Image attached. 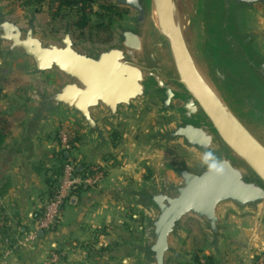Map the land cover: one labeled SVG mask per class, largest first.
Instances as JSON below:
<instances>
[{
	"label": "water",
	"instance_id": "95a60500",
	"mask_svg": "<svg viewBox=\"0 0 264 264\" xmlns=\"http://www.w3.org/2000/svg\"><path fill=\"white\" fill-rule=\"evenodd\" d=\"M109 1L127 13L99 43L76 37L69 17L48 36L34 4L23 22L0 5L3 66L18 57L39 83L14 153L34 159L43 128L57 117L83 129L92 154L107 151L106 126L156 103L166 122L144 141L180 148L187 158L166 165V179L151 174L122 189L142 217V236L126 240L124 254L139 264L186 262L178 246L193 219L220 261L226 215L264 216V47L249 24L264 0Z\"/></svg>",
	"mask_w": 264,
	"mask_h": 264
},
{
	"label": "crops",
	"instance_id": "0c3cea01",
	"mask_svg": "<svg viewBox=\"0 0 264 264\" xmlns=\"http://www.w3.org/2000/svg\"><path fill=\"white\" fill-rule=\"evenodd\" d=\"M16 66L19 67V64L14 59L12 67L5 68L0 53V259L5 260L4 264H40L46 252L55 246L66 253L63 264H78L80 261L82 264L92 263L95 258L102 257L106 249L109 250L106 241H115L114 236L117 234L114 235L113 231L115 233L116 229L123 226L127 237L135 238L136 231L140 229L137 225L138 214L133 210L131 203L122 196V189L129 184L134 187L140 185L142 175L130 174L131 166L120 162L110 169L99 185L81 188L74 195L77 197L75 203L72 204L69 200L63 208L60 220L51 231L41 233L36 244L27 248L17 247V240L25 236L34 221L39 218L50 196L51 184L58 174L60 163L57 160L59 146L56 134L50 127L47 130L43 128L37 139L34 159L26 161L21 155L14 153L17 141L23 136L25 110L31 106L32 97L29 99L30 104L26 105L24 97L21 99L20 94L9 95L6 94L7 90L3 89L9 72ZM20 74L22 73L15 74L13 78H22L25 83L26 78L24 75L18 76ZM56 120L59 124L74 125L75 134L80 138L74 146V154L83 165L99 162L109 167L105 162L107 156H102L103 151L92 154L94 142L84 140L83 129L76 126L73 120L62 117H57ZM134 143L127 141L117 152L120 155L122 150L124 154L131 153L138 147ZM226 224L229 226V242L222 247V259H214L216 264H251L250 257L248 258L250 250L253 247L264 248V240L256 237L258 232L262 236L260 230L264 223L258 216L229 212L226 215ZM200 232L205 235V247L207 237L202 230ZM247 235L248 238L244 237ZM121 238L117 237L112 243V248L120 246ZM226 245H229V248ZM207 251L203 250L202 254L212 256L211 252L209 254ZM125 257L128 260L132 258Z\"/></svg>",
	"mask_w": 264,
	"mask_h": 264
},
{
	"label": "rangeland",
	"instance_id": "374dc122",
	"mask_svg": "<svg viewBox=\"0 0 264 264\" xmlns=\"http://www.w3.org/2000/svg\"><path fill=\"white\" fill-rule=\"evenodd\" d=\"M29 4H34L37 9L38 24L42 34L48 36L55 35L61 28L64 17L71 18L73 23L85 18L87 23L82 30L83 36L80 37V32L73 26L74 35L84 39L85 41L96 43L109 40L111 36L109 30L110 26L114 22L121 20V18H123L127 13V11L124 9L113 7L109 0H95V2H93L90 7L87 6V8H85L84 12H80V9H78L82 4L77 3L68 7L64 6L61 10H59L60 15H55V12L58 10V2L53 0H0V5L3 7V10L8 15V17L21 22H23L26 17V7ZM249 24L253 29L258 28L256 31L261 35V45L264 47V10L261 6H257L255 12L250 15ZM15 60L18 62L19 67L16 66L14 70L9 72L10 74H8L6 81L3 83V89L7 90L6 94L9 95L20 94V98L22 99V97H24L25 103L28 105L31 103H29V99L32 96L31 90L32 88L38 86L39 83L27 75L26 66L18 57H16ZM12 63L10 67H12ZM19 72L22 74L18 76L24 75V78H26L27 81L25 83H23L22 78H13V76ZM156 111V103L146 102L141 104L135 113L128 115L119 126H106L107 138L110 140V142L113 133H115L118 137L115 147L110 145L109 150L103 151L102 156L103 158L107 156V161H104L109 164V167H107L109 171L112 169V167H116L117 164L122 162L131 166V169H129L130 174H141L142 182L145 181V179L151 174H155L158 178L166 179V165H172L187 158L186 153L180 148L170 146H156L153 143H146L144 141V136L147 133L154 130L159 124L166 122L165 118L159 116ZM58 124L59 123L56 119L51 121L49 126L51 128L50 130H52V132H56ZM49 127H44V130H47ZM127 141L132 143L135 142L134 144L138 145V147L136 150L132 151L131 153L129 152L128 154H124V151L122 150V155H120L117 150L119 147L121 148V145L122 147L125 146ZM256 216H258L264 223L263 213ZM141 220L142 217L138 214L137 225L138 228L140 227V229L136 231V236L132 240H139L142 236ZM186 228L188 230L187 235L183 243L178 246V249L185 255L187 260H190L193 258L196 252L200 251L203 253V250H205V235L203 236V234L200 232L201 229L197 221L193 219L187 220ZM124 230L125 228L122 226L120 229H116L115 233L113 231L114 235L117 234L114 236L115 241L117 240V237H122L120 240L121 244L118 248H112V243L115 241L111 242L112 239H109V241H106L109 250L106 249L107 251H104L102 257L99 256L95 258L92 263L88 264H139V261L134 256H132L130 260L125 257L124 243H126L125 241L129 240V238L127 237ZM260 231L262 232V236L258 232L256 237H258L260 240H264V227H261ZM252 232L253 231H251V233ZM244 237L248 238V235ZM226 246L229 248V245ZM73 247L74 244H72L71 248ZM260 247H253L249 253L252 256L259 252L264 254V248ZM58 250L62 251V249ZM207 252L210 254L209 251ZM227 252H229V250ZM249 257L250 256H248V258ZM64 260L65 256L59 264H63ZM253 262L254 261L251 260V264H253ZM182 263L183 262H175L173 259L168 260V264ZM78 264H82L81 261Z\"/></svg>",
	"mask_w": 264,
	"mask_h": 264
},
{
	"label": "built area",
	"instance_id": "2783aa9c",
	"mask_svg": "<svg viewBox=\"0 0 264 264\" xmlns=\"http://www.w3.org/2000/svg\"><path fill=\"white\" fill-rule=\"evenodd\" d=\"M59 153L65 156L57 183L42 208L38 219L34 221L25 236L17 240V247L27 248L37 243L39 233H47L60 220L64 206L83 187L99 185L109 173L108 168L101 163L82 164L74 154L75 127L69 123L59 124L56 129ZM66 253L59 251L55 246L46 252L40 264H59ZM253 264H264V254H250ZM201 264H205L203 260ZM5 260L0 259V264Z\"/></svg>",
	"mask_w": 264,
	"mask_h": 264
},
{
	"label": "trees",
	"instance_id": "16d2710c",
	"mask_svg": "<svg viewBox=\"0 0 264 264\" xmlns=\"http://www.w3.org/2000/svg\"><path fill=\"white\" fill-rule=\"evenodd\" d=\"M53 1L58 2V6H57L58 10L55 12L56 13L55 15H60L59 10H61L62 7L72 6V5L77 4V3L82 4L78 9H80V12H84V10H85V8H87V6L90 7L92 5V3L95 2V0H53ZM86 23H87V20L85 18H83V20L75 21L73 23V26L75 27V29H77L80 32V35H81L80 37L83 36L82 30L85 27ZM56 139H57V137H56ZM117 139H118L117 135L115 133H113V135L111 136L112 147L116 146V140ZM1 141H2V139L0 136V146H1ZM79 141H80V138L78 136H76V134H75L73 146H75L76 143H78ZM57 160L60 163V168L58 170V174L55 175L54 180L52 181L51 188H50V196H51V193H52V191H53V189L57 183V179L60 175L61 167H62L63 161L65 160V156L61 153H58ZM201 260H203L205 262V264H216V262L212 256H204L200 251L196 252L194 254L193 258L189 262H183L182 264H201V262H200Z\"/></svg>",
	"mask_w": 264,
	"mask_h": 264
}]
</instances>
